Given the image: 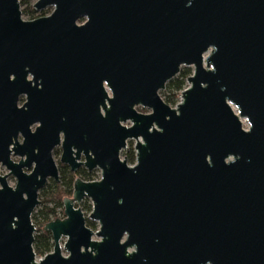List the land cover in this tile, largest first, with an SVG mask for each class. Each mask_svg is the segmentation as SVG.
Instances as JSON below:
<instances>
[{
    "label": "water",
    "instance_id": "95a60500",
    "mask_svg": "<svg viewBox=\"0 0 264 264\" xmlns=\"http://www.w3.org/2000/svg\"><path fill=\"white\" fill-rule=\"evenodd\" d=\"M47 6L24 20L0 0V264H264V0L33 4ZM182 65L171 107L159 91ZM58 145L101 175L75 178L37 258L31 217Z\"/></svg>",
    "mask_w": 264,
    "mask_h": 264
},
{
    "label": "rangeland",
    "instance_id": "374dc122",
    "mask_svg": "<svg viewBox=\"0 0 264 264\" xmlns=\"http://www.w3.org/2000/svg\"><path fill=\"white\" fill-rule=\"evenodd\" d=\"M35 2H36V0H20L21 16H22V18L24 20H29V19H33V18L40 17V16L48 15L52 11V9H53V6H47V7L43 8V9H41V10H36V9L33 8V4ZM185 69H189L191 71V73H192L193 66H185V65H182L180 67L179 72H181V71H183ZM177 76H178V74L175 77H177ZM187 86H188V82L186 81V84H185V87L184 88H186ZM173 93H174V91H169L168 82L166 83L165 88L163 90L159 91L160 97L166 103H168L171 107H175L177 105V103H179L181 101V95H180V93H175V95ZM171 99H173V102L172 101H167V100H171ZM23 100H24V98L21 97L19 99L18 104H21ZM136 109L139 112H143V113L150 112V109L149 108L142 107V106H137ZM242 121H243V127L246 128L248 126L247 122L244 121L243 119H242ZM124 124L125 125H129L130 122L129 121H126ZM19 140H20V137H19ZM134 145H135V140L134 139L128 140L127 141V144H126L128 150H126V147L121 150V153H120L121 158H123L124 153H130V151H133L134 154H135ZM60 154H61V149L58 146V147H56L53 150V153H52L53 158H54V160H55V162L57 164H59ZM12 159L16 161V160L19 159V157L18 156H12ZM134 162H135V158H134L133 161H128V164L129 165H132ZM25 170L26 171H29L27 169H25ZM6 172H7L6 168L4 166H0V173L1 174H4ZM100 175H101L100 170L99 169H94L93 171H90L89 172V175L83 174V173H78V174L75 175V177H80L83 180H87L88 181V180H97V179L100 178ZM60 178H61V180H59V182H63V179H62L61 175H60ZM7 181H8V184L9 185L14 186L15 185V182H16V179H15V177H13V176L10 175L8 177V180ZM54 183H55V181L52 178H48L46 184L39 190V192L41 194L40 196L38 195V198H39V201L40 202L36 206L34 212L35 213H38L39 210H41L43 208H46V207L47 208H54V211H55V214H56L57 218H62L64 215L61 213V206L57 205L56 203H54L52 201H45L44 200V197L47 196L50 191H54L55 190ZM64 185H65V183H64ZM77 206L82 210V212H83V214H84V216L86 218V225L89 228H91L92 230H94V231L97 230V228L99 226V223L97 221L89 220L87 218L88 214L90 213V211L92 209V201H91V199L88 198V197H84L79 202V204H77ZM49 218H50V220H53L54 219L51 215L49 216ZM65 240H66V237H64V236L60 239V246H61V251H62V254L63 255H66L67 254V252L63 248V245H64ZM51 250H52V248H51ZM38 257H40V256H37V258Z\"/></svg>",
    "mask_w": 264,
    "mask_h": 264
},
{
    "label": "trees",
    "instance_id": "16d2710c",
    "mask_svg": "<svg viewBox=\"0 0 264 264\" xmlns=\"http://www.w3.org/2000/svg\"><path fill=\"white\" fill-rule=\"evenodd\" d=\"M191 71L189 69H185L181 72H178L177 77H173L168 81V88L169 91H174L175 93H181V91L184 89L186 84V79L189 76ZM167 101H172L167 100ZM123 157L128 161H133L135 158V154L133 151H130V153H124ZM61 177L63 179V182H55L54 191H50L47 196L44 197L45 201H52L56 203L57 205L61 206V213H63V203L62 200L66 196H71L72 193V178L73 176L69 175L66 171L64 166L59 165ZM66 182H65V181ZM65 183V185H64ZM39 192V196H40ZM39 213V214H38ZM38 213L32 214V222L36 226V232L34 234V240H33V249L35 251V254L37 256H43L45 253L49 252L53 246L52 242V236L49 231H44L43 226L46 222L50 221L49 216L51 215L54 219L57 218L54 208H43L38 211ZM90 223V222H89Z\"/></svg>",
    "mask_w": 264,
    "mask_h": 264
},
{
    "label": "flooded vegetation",
    "instance_id": "af4514ba",
    "mask_svg": "<svg viewBox=\"0 0 264 264\" xmlns=\"http://www.w3.org/2000/svg\"><path fill=\"white\" fill-rule=\"evenodd\" d=\"M34 8V7H33ZM35 9V8H34ZM41 10V9H40ZM51 13V12H50ZM49 13V14H50ZM44 16H46V15H44ZM21 97H23L24 98V96H21ZM20 97V98H21ZM19 98V99H20ZM24 101V100H23ZM22 101V102H23ZM19 105H21V104H19ZM20 139H21V137H20ZM59 147H60V149H61V146L60 145H58ZM58 146H56V147H58ZM56 147H54V149L56 148ZM53 149V150H54ZM62 150V149H61ZM52 153H53V151H52ZM12 156H16V155H11V158H12ZM124 158V157H123ZM81 160H83V155L81 154ZM15 161V160H14ZM16 161H18V160H16ZM59 165H62V166H64V168H65V171L69 174V175H71V176H73V178H72V183H71V186H72V188H73V182H74V180H75V178H80V177H75V175L76 174H78V173H83V174H87V175H89V172L90 171H88L87 170V168L84 166V165H80L75 171H72L71 169H70V166L69 165H67V164H63V163H61L60 161H59V164H57V166H58V173H59V178H58V180H54L55 182H59V180H61V178H60V175H61V173H60V169H59ZM0 166H2V165H0ZM5 167V166H4ZM7 170V169H6ZM94 170V169H93ZM92 170V171H93ZM7 173V172H6ZM1 174V173H0ZM5 174V173H4ZM10 175H8L7 176V180H8V177H9ZM11 176H13V175H11ZM14 177V176H13ZM75 177V178H74ZM82 179V178H81ZM48 180V179H47ZM36 227V226H35ZM36 230V229H35Z\"/></svg>",
    "mask_w": 264,
    "mask_h": 264
}]
</instances>
